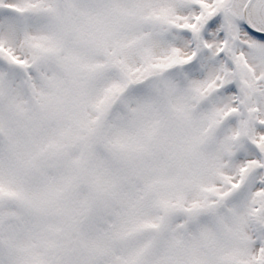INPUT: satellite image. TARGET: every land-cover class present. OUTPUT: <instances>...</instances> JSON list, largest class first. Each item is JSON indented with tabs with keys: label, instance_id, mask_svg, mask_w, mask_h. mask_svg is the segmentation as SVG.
<instances>
[{
	"label": "snow or ice",
	"instance_id": "snow-or-ice-1",
	"mask_svg": "<svg viewBox=\"0 0 264 264\" xmlns=\"http://www.w3.org/2000/svg\"><path fill=\"white\" fill-rule=\"evenodd\" d=\"M0 264H264V0H0Z\"/></svg>",
	"mask_w": 264,
	"mask_h": 264
}]
</instances>
